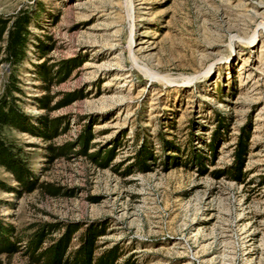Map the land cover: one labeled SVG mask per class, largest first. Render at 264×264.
I'll return each mask as SVG.
<instances>
[{"label": "rangeland", "instance_id": "1", "mask_svg": "<svg viewBox=\"0 0 264 264\" xmlns=\"http://www.w3.org/2000/svg\"><path fill=\"white\" fill-rule=\"evenodd\" d=\"M21 12L28 43L0 63V96L15 78L28 123L58 135H2L60 194L25 192L0 167V221L21 241L0 264H33L43 225L80 228L66 257L94 228V258L114 264H264V0H0V16Z\"/></svg>", "mask_w": 264, "mask_h": 264}, {"label": "trees", "instance_id": "2", "mask_svg": "<svg viewBox=\"0 0 264 264\" xmlns=\"http://www.w3.org/2000/svg\"><path fill=\"white\" fill-rule=\"evenodd\" d=\"M30 16L21 12L12 18L0 16V53L3 58L0 63L7 62L12 65L18 64L25 54V48L28 43V25ZM1 44H4L1 47ZM41 79L49 82L50 78L44 71L40 72ZM9 83L11 86H9ZM14 81H9L5 86L4 93L0 96V167L5 168L13 178L21 186L25 192H33L40 189L41 192L50 196L60 194V189L49 184H39L35 182L29 170L26 167L25 161L20 158L13 144L8 143L3 137V129L5 127L19 130L21 132L33 133L39 131V137L52 139L58 135V127L54 121L41 120L39 126H31L28 119L23 115L16 105L17 98L13 96V92L17 89ZM41 103V101H40ZM43 103V102H42ZM46 103V105H44ZM42 105L45 109L48 108L45 101ZM31 127V128H30ZM32 127H35L32 128ZM37 127V128H36ZM88 139H79L78 147H81V153L87 155ZM49 157L60 158L71 153L66 147L49 146ZM245 154V144H240L236 150V158L238 169L233 170L232 174L236 177L240 175L241 160ZM145 154H140L143 160ZM143 156V157H142ZM49 226L43 225L35 230L27 239L25 253L28 254L30 262L33 264H114L118 257L113 251L103 253L98 258H94L96 250V240L101 235L94 228L87 229L82 235L79 247L69 256L66 257L70 240L80 228L77 226ZM62 230L61 236L54 241L49 247L41 249L48 235L53 231ZM1 236H6L1 238ZM21 243L12 235V230L5 228L0 221V255H12L19 251L17 244Z\"/></svg>", "mask_w": 264, "mask_h": 264}]
</instances>
